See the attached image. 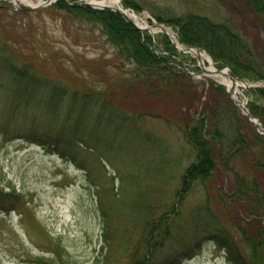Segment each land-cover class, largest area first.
I'll return each mask as SVG.
<instances>
[{
  "label": "rangeland",
  "instance_id": "374dc122",
  "mask_svg": "<svg viewBox=\"0 0 264 264\" xmlns=\"http://www.w3.org/2000/svg\"><path fill=\"white\" fill-rule=\"evenodd\" d=\"M129 1L153 18L194 13L220 22L228 14L215 0ZM31 2L19 1V6L30 9L40 3ZM0 5L6 8L0 10L5 44L40 74L58 85L101 92L127 112L145 114L135 123L132 118L141 134H114L101 124L77 121L63 106L48 110L36 107L37 99H16L19 92L0 65V264H133V252L141 253L145 245L140 221L146 210L156 218L180 198L175 195L179 177L192 159L178 129L188 93L130 79L134 64L121 68L98 31L88 32L55 8L19 16L8 0ZM5 48L0 45V56L8 59ZM180 57L190 68L197 64L192 56ZM194 74L200 100L207 101L206 85L218 82L200 71ZM132 83L135 87L129 88ZM240 93L245 101L244 91ZM212 182L211 210L230 225L237 211L216 201L222 177L217 174ZM206 197L197 186L180 202L178 215L168 221V237L152 252L153 264H229L209 235L213 224L203 211ZM106 225L109 243L103 239ZM227 230L240 244L237 231Z\"/></svg>",
  "mask_w": 264,
  "mask_h": 264
},
{
  "label": "trees",
  "instance_id": "16d2710c",
  "mask_svg": "<svg viewBox=\"0 0 264 264\" xmlns=\"http://www.w3.org/2000/svg\"><path fill=\"white\" fill-rule=\"evenodd\" d=\"M72 1L58 0L49 8H55L85 25L90 33L98 31L104 42L115 50V59L119 60L121 68L128 63L135 65L130 79L157 83L177 91L179 95L188 93L183 106L187 109L186 116L178 129L192 159L179 178L180 185L175 195H180V198L168 212L156 218L151 210H146L140 221L142 236H145L141 239L145 245L141 253L133 252L135 258L139 255L133 259V264H153L154 248L168 237V221L171 223L178 215L180 202L197 186L202 187L207 196L203 211L208 224H213L209 225V235L224 250L227 261L230 264H264V136L255 131L219 86H210L207 101L201 102L202 94L197 91L190 76L170 64L176 51L166 36L156 37V42L168 52V55L158 56L152 49L150 35L126 22L119 13L108 8L92 9ZM215 1L225 6L228 13L220 22L194 13L169 18L159 14L154 16L159 22L174 27L182 43L205 49L218 67L227 66L240 79L251 82L264 80V38L261 37L264 32V0ZM123 3L135 10L141 9L132 1L124 0ZM5 9L0 5V10ZM13 15L23 16L25 12H14ZM0 45L1 49L6 47L5 51L9 54L8 59L6 55L0 56V65L10 75L15 91L19 92L16 99L24 102L37 99L35 106L41 105L48 110H57L63 105L66 114L74 115L77 121L101 124L114 133L129 132L130 127H122L121 124L133 125L132 117L141 119L145 115L125 111L101 92L58 85L53 79L40 74L14 48L10 49L2 32ZM14 57L24 60V63H16ZM128 87L134 88L135 85L132 83ZM150 87V93L154 94L156 90ZM246 95L249 112L264 127V87L249 88ZM193 106L194 112H191ZM133 130L141 134L142 128ZM217 174L222 177L223 186L216 201L221 207L231 206L237 211L234 219L230 218V225L220 221L210 207L208 191ZM229 176L232 177L230 182ZM225 215L229 216V213ZM228 227L239 233L244 249L229 233ZM107 230L108 226L103 233L105 243H109Z\"/></svg>",
  "mask_w": 264,
  "mask_h": 264
},
{
  "label": "bare ground",
  "instance_id": "6f19581e",
  "mask_svg": "<svg viewBox=\"0 0 264 264\" xmlns=\"http://www.w3.org/2000/svg\"><path fill=\"white\" fill-rule=\"evenodd\" d=\"M21 2H24L25 4H32L31 0H20ZM90 1V3L94 4V5H101V4H109L111 6H116V7H120L119 4V0H101V1H96V0H87ZM195 52H192V54H194ZM199 61L201 66H206L205 63L208 64V67L206 68V73L208 76L219 80L222 83H225L226 86L230 87V85H232L230 79L228 78L227 75H225L224 73L219 74L216 71V68L214 66H212V61L209 58V56L205 53H201V55L199 56Z\"/></svg>",
  "mask_w": 264,
  "mask_h": 264
},
{
  "label": "water",
  "instance_id": "95a60500",
  "mask_svg": "<svg viewBox=\"0 0 264 264\" xmlns=\"http://www.w3.org/2000/svg\"><path fill=\"white\" fill-rule=\"evenodd\" d=\"M56 0H47V2H46V4H50V3H53V2H55ZM82 2L85 4V5H87V6H90V7H93V8H95V9H103V8H106V7H109V6H106V5H94V4H91V3H89V2H86L85 0H82ZM115 11H117V12H119L121 15H122V17L127 21V22H129V23H133L130 19H129V17L124 13V12H122L120 9H114ZM238 106H240L238 103H236ZM242 108V110L245 112V114L247 115V117H248V119L250 120V122H252L253 124H254V126L257 128V129H259V130H262L263 132H264V130L262 129V127H261V125L257 122V120L256 119H254L252 116H251V114L248 112V110L244 107H241ZM256 121V122H255Z\"/></svg>",
  "mask_w": 264,
  "mask_h": 264
}]
</instances>
